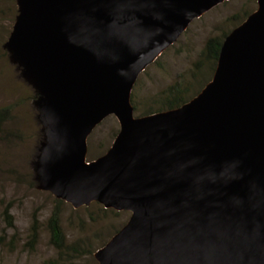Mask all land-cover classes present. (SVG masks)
<instances>
[{
	"label": "water",
	"instance_id": "obj_1",
	"mask_svg": "<svg viewBox=\"0 0 264 264\" xmlns=\"http://www.w3.org/2000/svg\"><path fill=\"white\" fill-rule=\"evenodd\" d=\"M227 1L15 0L3 49L37 95V189L129 214L97 264H264V0L195 97L142 117L131 105L139 74ZM109 116L117 134L86 161Z\"/></svg>",
	"mask_w": 264,
	"mask_h": 264
},
{
	"label": "rangeland",
	"instance_id": "obj_2",
	"mask_svg": "<svg viewBox=\"0 0 264 264\" xmlns=\"http://www.w3.org/2000/svg\"><path fill=\"white\" fill-rule=\"evenodd\" d=\"M256 0H229L193 20L177 40L139 74L131 92L134 117L149 107L174 84L196 85L208 74L209 65L201 59L204 42L230 32L256 9ZM16 16L15 0H0V107L10 108L11 118L0 135V264H97L90 252L107 242L127 221V212H105L98 204L73 210L63 203L59 225L66 245L80 246L79 256L58 255L49 244L46 219L55 200L34 185L33 163L42 142V131L34 107V90L10 63L3 49ZM198 65L194 69V64ZM194 75V79H193ZM196 78V82H195ZM118 132L113 116L105 118L87 138L86 161L102 156ZM8 207L12 228L1 217ZM37 222V238L28 247L32 220Z\"/></svg>",
	"mask_w": 264,
	"mask_h": 264
},
{
	"label": "trees",
	"instance_id": "obj_3",
	"mask_svg": "<svg viewBox=\"0 0 264 264\" xmlns=\"http://www.w3.org/2000/svg\"><path fill=\"white\" fill-rule=\"evenodd\" d=\"M17 14V11H16ZM245 16L244 18H246ZM242 22V21H241ZM240 22V23H241ZM239 23V24H240ZM238 24V25H239ZM233 30V29H232ZM229 33V32H228ZM228 33H224L219 37H209L206 39L203 45V49L201 52V59L205 63L209 65V70L208 74L203 76L200 80V82H197V84L192 85V89L190 91L191 86H182V84H174L170 87H168L165 91H163L159 97L155 99L154 102V108H148L146 111L141 112L139 114V117L142 116H147L153 113H158V112H164V111H169L176 109L180 107L181 105L187 103L189 100H191L193 97H195L200 90L210 81L212 74L214 72L215 66H216V61H217V56L218 52L221 46V43L223 39L226 37ZM199 64H194V69L198 68ZM198 72V69H197ZM194 79V75H193ZM195 78V82H196ZM37 98V95L34 91L33 93V100ZM133 111L136 112V109L133 107ZM11 118V113H10V108L8 106L6 107H0V135L5 133V125L9 122ZM94 160V159H92ZM90 160V161H92ZM32 178L34 180V174L32 175ZM34 185L37 186L36 182L34 181ZM55 199V198H54ZM53 206L52 209L49 213V216L46 219V229L49 235V244L51 247L56 251L58 255H62L66 252H69L73 255L79 256L80 254V246H78L76 243H72L70 245H66L64 242V237L59 225V220H60V215H61V207L64 202L60 200H53ZM97 204V203H95ZM99 205V204H98ZM102 207V206H101ZM102 211L105 212H111L113 210H106V209H101ZM1 217L3 221L5 222L6 226L9 228H12V218L9 214V208L5 207L2 210ZM119 229H116L112 232V235L109 236V239L118 231ZM36 238H37V222L35 219L32 220L31 226L29 229V234H28V247L31 249L33 248L34 244L36 243ZM106 243V242H105ZM100 244L101 248L104 244ZM2 244V238L0 237V245ZM94 252H90L89 254L93 255ZM93 257V256H92Z\"/></svg>",
	"mask_w": 264,
	"mask_h": 264
}]
</instances>
